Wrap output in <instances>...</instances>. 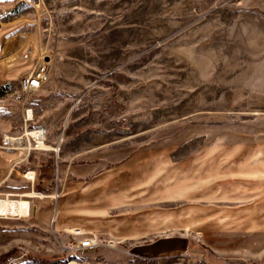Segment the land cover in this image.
<instances>
[{
    "label": "rangeland",
    "instance_id": "obj_1",
    "mask_svg": "<svg viewBox=\"0 0 264 264\" xmlns=\"http://www.w3.org/2000/svg\"><path fill=\"white\" fill-rule=\"evenodd\" d=\"M38 128L32 166L0 146L32 207L3 202L0 264H264V0H0V144Z\"/></svg>",
    "mask_w": 264,
    "mask_h": 264
},
{
    "label": "built area",
    "instance_id": "obj_2",
    "mask_svg": "<svg viewBox=\"0 0 264 264\" xmlns=\"http://www.w3.org/2000/svg\"><path fill=\"white\" fill-rule=\"evenodd\" d=\"M46 79H47V64L45 62H41L36 68L33 69V71H31L21 81V87H20L21 94L22 93L24 94L25 102H26V99L29 93L38 90L43 85V83L46 81ZM32 113H33V108L26 109L27 118H31ZM37 130L44 131V129H39V128L35 130H31V131H37ZM31 131H28V132H31ZM20 137L22 136L17 137V136L5 135L3 137V140L0 146L7 147V148L21 147V151L26 150L27 152H31L32 150L41 149L45 147L46 135L43 138H40L39 135L31 136V139L27 142V144H29L28 146L27 144H23L22 142L19 141ZM25 175L28 176L29 178L34 179L36 176L35 170H28L25 173ZM31 209H32L31 204H29V206L26 208V212L24 213L23 211H21V213L24 215H28L31 213ZM76 233L82 234L83 231H81V229H78ZM99 245H101L100 239L95 234L91 236H85L83 239L79 241V247L83 249H94L98 247Z\"/></svg>",
    "mask_w": 264,
    "mask_h": 264
},
{
    "label": "crops",
    "instance_id": "obj_3",
    "mask_svg": "<svg viewBox=\"0 0 264 264\" xmlns=\"http://www.w3.org/2000/svg\"><path fill=\"white\" fill-rule=\"evenodd\" d=\"M39 90L32 92V94L27 97L26 101L32 100L36 94H39L41 92ZM21 104H25L24 99L21 100ZM23 111H24V107H23ZM31 153L32 155L21 154V159H18L17 162L21 161V166L22 165L32 166L31 164L36 163L37 161L36 157H39V154H42L44 152L33 150ZM175 248L176 246L174 244L172 245L168 241L157 240L151 243L150 245H147L146 247L143 246L140 249H137V252H133V254L136 255L135 258H144L145 260L150 261L148 262V264H151V260L153 259H163L169 256L170 254H173V251L175 250ZM157 264H164V263L161 262Z\"/></svg>",
    "mask_w": 264,
    "mask_h": 264
},
{
    "label": "bare ground",
    "instance_id": "obj_4",
    "mask_svg": "<svg viewBox=\"0 0 264 264\" xmlns=\"http://www.w3.org/2000/svg\"><path fill=\"white\" fill-rule=\"evenodd\" d=\"M39 135L40 138H43L46 133L45 131H31V132H27L26 136H22L19 138V141L22 142L23 144H26L30 139L31 136H36ZM45 146L48 147L47 144H45ZM29 195L34 196L35 192H30ZM3 202L4 204V209L6 211H23L24 213L26 212V208L29 206V204H31V201L28 199H18V200H14V199H0V211L4 212L5 210H2L3 208ZM78 230H76L75 232H77ZM83 231V230H81Z\"/></svg>",
    "mask_w": 264,
    "mask_h": 264
},
{
    "label": "water",
    "instance_id": "obj_5",
    "mask_svg": "<svg viewBox=\"0 0 264 264\" xmlns=\"http://www.w3.org/2000/svg\"><path fill=\"white\" fill-rule=\"evenodd\" d=\"M36 210V209H35Z\"/></svg>",
    "mask_w": 264,
    "mask_h": 264
}]
</instances>
